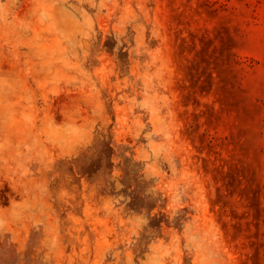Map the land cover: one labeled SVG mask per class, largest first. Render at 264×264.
Masks as SVG:
<instances>
[{
	"label": "rangeland",
	"instance_id": "obj_1",
	"mask_svg": "<svg viewBox=\"0 0 264 264\" xmlns=\"http://www.w3.org/2000/svg\"><path fill=\"white\" fill-rule=\"evenodd\" d=\"M0 264H264V0H0Z\"/></svg>",
	"mask_w": 264,
	"mask_h": 264
}]
</instances>
